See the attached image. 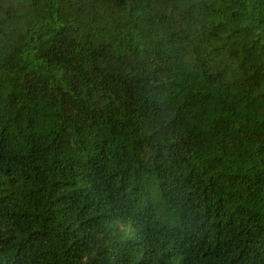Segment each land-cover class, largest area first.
<instances>
[{
  "label": "trees",
  "instance_id": "1",
  "mask_svg": "<svg viewBox=\"0 0 264 264\" xmlns=\"http://www.w3.org/2000/svg\"><path fill=\"white\" fill-rule=\"evenodd\" d=\"M0 264H264V0H0Z\"/></svg>",
  "mask_w": 264,
  "mask_h": 264
}]
</instances>
